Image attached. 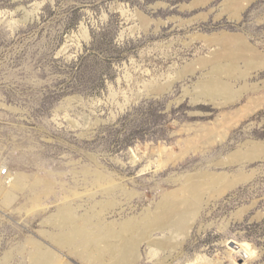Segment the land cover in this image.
I'll return each mask as SVG.
<instances>
[{
    "label": "rangeland",
    "instance_id": "1",
    "mask_svg": "<svg viewBox=\"0 0 264 264\" xmlns=\"http://www.w3.org/2000/svg\"><path fill=\"white\" fill-rule=\"evenodd\" d=\"M234 36L254 62L238 64L233 97L201 96ZM263 102L264 0H0V189L25 182L0 196V264H100L61 235L123 232L188 175L210 202L182 246L179 224L126 233L138 264H232L226 241L264 264V150L248 156L264 147ZM208 173L229 189L216 197Z\"/></svg>",
    "mask_w": 264,
    "mask_h": 264
},
{
    "label": "bare ground",
    "instance_id": "2",
    "mask_svg": "<svg viewBox=\"0 0 264 264\" xmlns=\"http://www.w3.org/2000/svg\"><path fill=\"white\" fill-rule=\"evenodd\" d=\"M244 41L245 40H242L236 37L233 40V43L235 44L234 48L229 47L228 44H226L225 47L223 46L226 49V52H225L226 54H223V55L220 54L218 58H216L215 60L213 59L212 74L214 75V77L200 84L202 87L201 91L199 90L201 92V93L199 92L201 96L209 95L214 98L217 96H225V98L226 97L230 98L234 96L233 94L235 91H233L234 88L230 84V79L235 77L237 74H241L238 69L239 68L238 64L240 62L245 63V64L254 62L253 61L254 55L252 54L249 46L246 44L247 42L245 41L246 42L245 43ZM219 44L220 46L222 45V43H219ZM263 148L264 147L258 146V145L254 146L252 148L253 150L248 154V156L252 157L254 154H256V152H259V151L261 153L262 150H264ZM260 153H257V154H260ZM206 176H208V178L212 180H215L216 183L224 182L223 185L220 187V189H218L216 197L220 196V194L222 193H225L226 189H229V184L226 183L227 182L226 176L217 175L216 173H208L206 174ZM184 178L186 181H188L187 185L177 184V188H174L165 193L166 201L163 204L162 210L158 211V213L156 214H153V215L149 214L145 216L142 221L134 220L132 222H127V223L125 222L126 223L125 226H122L124 227L123 232H122V228H121V232H116L117 230L114 231L111 225H109L108 227H103L102 230H100L101 231L100 233H95L91 229L75 224L74 231L71 233L72 235L69 233H66V234L64 233L61 235V238L65 242H67L69 247L72 246L75 249L78 247H82V248H85V252H91V251H95L98 253L100 252L101 253L99 255L100 260L102 259V261L99 260L100 264H109L110 261L114 259H121L123 262H133L134 264H138L141 261L140 250L142 249V241L136 243L135 242L136 239H134L133 237L127 238L126 236L127 234H134L137 232L139 233L138 235L142 236L141 238H147V236L150 237L151 235L150 232L147 235L143 234L144 227L150 229L149 227L161 226V229H162V228H166V226H174L175 224H179V230H178L179 236L176 239L178 241V238H180L179 245L182 246V244L190 236L191 230H193V228L196 226L197 218L201 211L202 205H204L205 203H209L211 200V198L209 197L205 198V192H206V187L208 185V182H204L201 180L198 181L197 179H193L194 177L192 178L189 175L185 176ZM245 178L246 177L244 178L242 177V179H245ZM172 179L177 183L178 180H182L183 178L180 177L177 180L175 178H172ZM9 183H10L9 186H6V184L1 186L0 196L1 195L7 196L8 193L10 192L8 188L10 186L13 190H21L25 187V182H24L22 174L15 175L14 178H12V180ZM110 203H113V200H108L107 205H109ZM184 203H186L185 208L182 206ZM62 217H64V220L67 223L73 222V218H72L71 212L69 211L68 207H64V210L62 212ZM131 223H135V224L132 225ZM114 239L117 240L116 243ZM170 240L171 239H165L164 242H161V243L167 245ZM100 243H102L104 246L101 251L98 250V246ZM148 244L150 245V247H152L154 245V242L149 239ZM229 244H231V246L228 247L229 250L232 251V253L237 252L236 257L233 258L231 261L232 264H240V262L243 261L241 258L248 256L245 252L249 253L250 255L254 253L253 248H251L246 243L236 244L234 242L229 243L228 241H226V245L229 246ZM240 251H243V252H240ZM153 252L154 250L151 249V255L153 254ZM238 252H240L239 255H237ZM232 253L229 252L230 257L234 256V254ZM106 257L109 258L108 261H106ZM35 258L37 260H40L39 256H35ZM191 264H194V263H191ZM214 264H224V262L220 260L218 261V263L214 262Z\"/></svg>",
    "mask_w": 264,
    "mask_h": 264
},
{
    "label": "built area",
    "instance_id": "3",
    "mask_svg": "<svg viewBox=\"0 0 264 264\" xmlns=\"http://www.w3.org/2000/svg\"><path fill=\"white\" fill-rule=\"evenodd\" d=\"M9 174L8 171L2 167H0V179H4V178H7L9 177Z\"/></svg>",
    "mask_w": 264,
    "mask_h": 264
}]
</instances>
